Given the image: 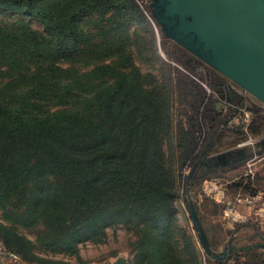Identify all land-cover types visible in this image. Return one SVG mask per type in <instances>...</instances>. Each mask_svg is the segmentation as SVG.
Masks as SVG:
<instances>
[{"label":"rangeland","instance_id":"1","mask_svg":"<svg viewBox=\"0 0 264 264\" xmlns=\"http://www.w3.org/2000/svg\"><path fill=\"white\" fill-rule=\"evenodd\" d=\"M122 1L31 0L34 16L0 6V28L28 23L40 34L43 49L53 44L44 16L59 20L60 29L74 28L73 50L60 56L56 67L61 83L71 85L63 109L79 116L92 103L78 124L83 129L91 125L79 135L83 150L93 141L100 148L88 154L115 142L122 155L104 162L129 180L145 178L146 170L156 166L161 198L150 206L133 204L138 210L131 214L125 195L98 208H77L63 174L40 172L9 200L0 201V239L26 253L20 240L25 238L34 243L37 255L66 264H223L206 255L200 243L191 197L215 251H224L230 239L247 254L249 247L264 248V230L253 216L256 208L238 202L258 194L260 175L250 184L242 167L227 173L220 170L222 164L206 167L223 154L243 151L244 161L254 160L250 165L256 175L264 172V103L169 39L154 16L156 0L119 5ZM0 2L24 6L25 0ZM7 68L0 65V93L5 99L21 96L25 85L16 86L18 77ZM197 167L201 169L195 171ZM225 182L231 185L225 188ZM210 183L218 188L206 192ZM224 188L230 193L223 200ZM54 202L61 203L59 210L51 206ZM169 217L174 227H167Z\"/></svg>","mask_w":264,"mask_h":264},{"label":"trees","instance_id":"2","mask_svg":"<svg viewBox=\"0 0 264 264\" xmlns=\"http://www.w3.org/2000/svg\"><path fill=\"white\" fill-rule=\"evenodd\" d=\"M118 4L130 3L123 0ZM0 6L13 13L20 11L24 16H34L36 12L31 0H25L24 6L10 2H0ZM128 10L130 14H136V11ZM44 22L46 30L53 36V44L47 49L40 47L41 36L28 23H21L17 28H0V65L9 67L11 75L18 77L14 81L16 86L25 85L21 96L5 99V94L0 93V201L9 200L21 190L29 176L45 171L61 173L70 181L69 198L77 208H98L116 195L126 196V201L133 206L130 214L138 210L133 204L150 206L156 201L153 199L161 198L163 189L157 178L156 166H151L150 172L146 170L147 178L129 180L119 169L104 162L122 155V149H117L115 142L108 146L104 144L103 151L88 154L99 147L93 141L87 151L83 150L79 135L91 129V125L83 129L78 124L84 122L87 112L92 111V103H87L79 116L63 109L71 85L61 83V72L56 67L57 59L73 50L72 41H76L74 28L68 24L60 29L59 20L48 16H44ZM96 132L97 129L93 134ZM96 138L100 140L101 135ZM180 138L184 147L183 135ZM98 156L100 158L96 159ZM54 195L56 199L61 197L60 194ZM60 204L54 202L51 206L59 210ZM167 227H174L170 217ZM9 230L7 232L11 233ZM53 234V230L48 233L49 236ZM20 240L27 246L26 253L23 252L24 247L14 248L9 241L0 239L10 252L26 263L66 264L37 255L33 242L25 238ZM53 241L52 238L51 245Z\"/></svg>","mask_w":264,"mask_h":264},{"label":"water","instance_id":"3","mask_svg":"<svg viewBox=\"0 0 264 264\" xmlns=\"http://www.w3.org/2000/svg\"><path fill=\"white\" fill-rule=\"evenodd\" d=\"M153 9L169 39L264 103V0H156ZM245 157L243 151L223 154L214 165L226 167ZM189 206L206 255L226 261L232 239L224 251H215L191 197Z\"/></svg>","mask_w":264,"mask_h":264},{"label":"crops","instance_id":"4","mask_svg":"<svg viewBox=\"0 0 264 264\" xmlns=\"http://www.w3.org/2000/svg\"><path fill=\"white\" fill-rule=\"evenodd\" d=\"M245 170V172H248L246 169V165L245 163H241L238 166L235 167H231V168H227L225 169V173H227L228 171H230V169H235V168H241ZM223 172V171H222ZM258 175H256L257 173H255V175L250 177V184L251 182L254 180H256L258 178L259 182L262 184L260 187L264 186V180L262 179V177L264 176V172L259 173L260 171H257ZM224 173V174H225ZM262 179V180H261ZM248 182V181H247ZM229 185L231 184H227V182H225L224 186L225 188L229 187ZM224 188V195L222 197L223 200L226 198L228 199V191L227 189ZM259 190L258 194H264V190ZM241 190V188H240ZM236 200V199H234ZM253 216L255 217V221H256V227L260 228L261 230H264V218L260 217L259 214L257 213V210L254 209L253 211ZM247 218L243 216V221L246 220ZM264 237V236H263ZM262 237V238H263ZM231 246H233L232 248V253L230 255L231 259H229V263L231 264H264V248L258 246L256 248L254 247H249L248 248V254L246 253V251H244L242 248L238 247L237 245L235 246V240L232 242ZM243 251V252H242ZM19 263V262H18ZM0 264H17V262H11V261H0ZM19 264H24V263H19Z\"/></svg>","mask_w":264,"mask_h":264},{"label":"built area","instance_id":"5","mask_svg":"<svg viewBox=\"0 0 264 264\" xmlns=\"http://www.w3.org/2000/svg\"><path fill=\"white\" fill-rule=\"evenodd\" d=\"M255 160H257V159L255 158ZM253 161H254L253 159H250V160L248 159L245 161L243 160V162H242V163H245V165L247 164L246 169H247V171H248L247 173H249L248 175L250 177L255 175V173H256V171H255L256 167L254 168L253 165H250L251 163H253ZM210 185H212V183H210ZM205 189L207 192V187ZM238 202L242 203L243 205H251V206L255 207L259 216L264 218V194H257L254 196H249L246 199L240 198ZM242 219H243V216H242ZM18 260H19V258L16 255H14L12 252H10L5 247V245L0 241V261L18 262ZM222 263L223 264H230L227 261H223ZM212 264H218V263L214 262Z\"/></svg>","mask_w":264,"mask_h":264},{"label":"flooded vegetation","instance_id":"6","mask_svg":"<svg viewBox=\"0 0 264 264\" xmlns=\"http://www.w3.org/2000/svg\"><path fill=\"white\" fill-rule=\"evenodd\" d=\"M242 162H240V163H237V164H231V165H228V166H226V167H224V168H222V169H220V170H222V171H224L225 169H229V168H231V167H234V166H238L239 164H241ZM213 163L212 164H210V163H208V165L206 164V167L207 168H209V169H211V167H213ZM198 169H201V168H195V171H197ZM206 169V168H205ZM213 171H215V172H217V170L215 169V170H213Z\"/></svg>","mask_w":264,"mask_h":264},{"label":"bare ground","instance_id":"7","mask_svg":"<svg viewBox=\"0 0 264 264\" xmlns=\"http://www.w3.org/2000/svg\"><path fill=\"white\" fill-rule=\"evenodd\" d=\"M218 187L216 186V185H214V184H212V185H208L207 186V190H210V189H217Z\"/></svg>","mask_w":264,"mask_h":264}]
</instances>
